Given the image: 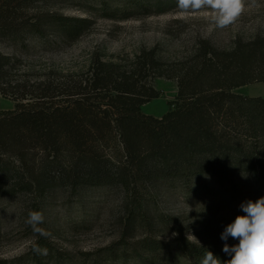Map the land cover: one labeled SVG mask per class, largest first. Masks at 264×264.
I'll use <instances>...</instances> for the list:
<instances>
[{
  "label": "trees",
  "instance_id": "obj_1",
  "mask_svg": "<svg viewBox=\"0 0 264 264\" xmlns=\"http://www.w3.org/2000/svg\"><path fill=\"white\" fill-rule=\"evenodd\" d=\"M65 1L0 0V94L15 102L0 109V197L29 195L38 199L31 212L42 214L43 198L61 185L78 192L121 184L135 197L145 185L180 183L189 191L204 177L222 184L245 178L264 191V96L234 91L264 81V37L230 50L200 46L175 75L177 96L158 118L143 106L162 93L140 85L143 72L159 70L153 53L131 62L96 58L80 74L31 78L35 68L25 54L75 41L93 23L55 9ZM177 2L117 0L125 5L105 3L102 10L125 19L138 11L162 13ZM138 222L154 227L146 215ZM35 225L32 247L39 256L49 251V236L43 220ZM218 226L206 222L203 242L177 238L180 264H200L206 251L226 264L231 256L217 242ZM143 244L150 256L162 249L159 242Z\"/></svg>",
  "mask_w": 264,
  "mask_h": 264
},
{
  "label": "rangeland",
  "instance_id": "obj_2",
  "mask_svg": "<svg viewBox=\"0 0 264 264\" xmlns=\"http://www.w3.org/2000/svg\"><path fill=\"white\" fill-rule=\"evenodd\" d=\"M105 3L112 8L125 5L117 0H68L55 5L65 15L89 17L93 23L75 41L38 46L25 54L26 65L35 68L31 78L80 74L96 58L131 62L153 53L164 76L155 74L159 70L143 72L140 85L152 84L162 93L143 106L146 114L160 118L177 96L175 75L192 64L200 46L207 43L230 50L238 41L264 37V0H244L241 13L224 28L215 24L210 9L185 12L178 2L162 13L138 11L125 19L104 15ZM234 91L264 96V81ZM14 106V101L0 94V109ZM194 188L187 191L180 183H159L142 186L137 196L131 197L121 184L78 192L58 186L43 198L42 220L50 249L46 254L37 252L39 256L32 247L37 226L35 221L28 222L38 199L29 195L0 197V260L7 264H180L185 258L175 247L177 238L203 242L206 222H213L216 229L221 223L217 242L223 248L221 233L237 215L244 214L241 203L264 196L257 181L245 178L222 184L204 177ZM143 215L154 222L153 229L138 222ZM134 218L137 223L130 226ZM144 241L159 242L162 249L150 256L143 248ZM227 243L238 241L229 237Z\"/></svg>",
  "mask_w": 264,
  "mask_h": 264
},
{
  "label": "clouds",
  "instance_id": "obj_3",
  "mask_svg": "<svg viewBox=\"0 0 264 264\" xmlns=\"http://www.w3.org/2000/svg\"><path fill=\"white\" fill-rule=\"evenodd\" d=\"M178 7L189 10L210 9L215 24L224 28L230 25L241 13L244 0H178ZM243 215H237L221 233L224 241L223 252L231 256L226 264H264V196L241 203ZM42 221V214L29 213V223ZM229 237L238 241L234 245L227 243ZM39 251V250H38ZM41 254H46L43 250ZM200 264H221L211 251H206Z\"/></svg>",
  "mask_w": 264,
  "mask_h": 264
}]
</instances>
